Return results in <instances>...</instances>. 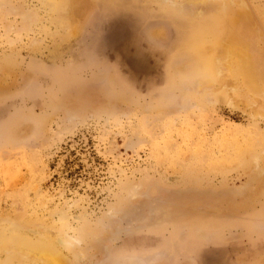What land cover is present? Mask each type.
<instances>
[{"label":"rangeland","instance_id":"obj_1","mask_svg":"<svg viewBox=\"0 0 264 264\" xmlns=\"http://www.w3.org/2000/svg\"><path fill=\"white\" fill-rule=\"evenodd\" d=\"M130 1L0 0V246L264 264V111L230 96L185 28L221 11ZM232 1L264 38V0Z\"/></svg>","mask_w":264,"mask_h":264},{"label":"bare ground","instance_id":"obj_2","mask_svg":"<svg viewBox=\"0 0 264 264\" xmlns=\"http://www.w3.org/2000/svg\"><path fill=\"white\" fill-rule=\"evenodd\" d=\"M184 1L196 7L200 5L222 13L221 17L206 18L200 22H183L185 28L190 29L189 34L195 37L192 42L194 57L204 61V52L209 48L212 55L211 68L219 76L222 75L220 83L228 88L230 96L234 100L241 98L249 105L262 106L260 112L264 111V38L262 33H258L259 27L252 12L246 7L236 10L232 0ZM130 2L131 7L139 5L137 0ZM78 5L79 0H70V11L78 12ZM150 8L151 6H148L147 11L152 10ZM177 48L178 55L185 56L186 51L191 52L186 39L181 40ZM197 83L202 84L199 80ZM257 100L261 102L257 103ZM0 253L3 254L0 264H23L25 257L29 258L31 264H65L50 251L43 253L42 249L14 245L8 240L0 246Z\"/></svg>","mask_w":264,"mask_h":264}]
</instances>
